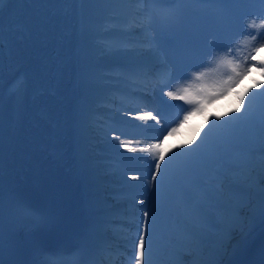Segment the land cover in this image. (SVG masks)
<instances>
[{
  "label": "bare ground",
  "instance_id": "bare-ground-1",
  "mask_svg": "<svg viewBox=\"0 0 264 264\" xmlns=\"http://www.w3.org/2000/svg\"><path fill=\"white\" fill-rule=\"evenodd\" d=\"M86 2L0 0V189L5 192L8 216L29 219L28 215L17 214L20 207L42 210L41 219L30 218L35 224L32 235L37 237L47 231L48 223L52 228L73 232L74 225H81L78 212L83 199L92 203L90 213L93 219L98 208L107 207L111 215L103 233L110 240L108 249L111 252L122 249L130 264H135L132 259L134 234L128 230H136V216L142 215L144 210L138 204L147 197L148 183L143 175L149 171L148 164L155 159L152 152H140L139 149L148 148L159 139L162 147L167 149L162 163L174 166L182 159V153L201 143L206 132L214 135L215 118L228 121L241 115L233 111L237 106V93L244 92L246 101L253 107L260 103V98L253 93L264 89H255L252 85L264 81V72L257 63L235 92L209 103L204 112L192 115L187 122H182L183 115L191 112L195 104L179 101L182 112L171 117L173 103L178 100L161 97L158 90L155 93L150 91L151 86L144 82L136 81L127 88L137 92V97L145 94L154 105L149 103L136 109L123 99H117L115 92L96 114L99 126H109L107 115L115 121L151 125L156 135L141 137L139 130L138 136H133L131 131L123 130V126L110 124L116 128L120 139L129 143V148L137 149L136 154H131L119 148L127 157H138L132 160L137 168L127 167L125 164L129 160L116 155L109 134V141L97 142L96 153L102 164L111 167L94 170L89 163V154L86 152V159L80 156L74 121L82 46L78 24L81 19H91L96 13L94 8L78 6ZM246 2L258 3V0ZM250 10L237 9L239 12ZM183 12L184 29H178L174 34L162 33L166 47L171 49L176 61L192 57L194 33L199 27L210 28L215 22L207 10ZM262 30L254 29L252 34ZM211 34V31H204L200 39L206 40ZM142 38L138 26L125 36L133 43ZM260 42L264 41L253 40L247 34L240 36L226 59L238 65V70L251 68L253 62L247 58ZM220 56L225 53L211 58L213 63L208 67L215 68ZM256 57L257 61L264 58V48H260ZM142 59L153 63L150 65L159 63L158 58L147 51ZM230 74V68L221 67L209 79L226 80ZM17 81H23L19 92L15 88ZM193 82L194 75L190 74L186 80L175 82L173 87L165 90L177 91ZM8 87L10 92L6 93ZM118 102L123 106L115 104ZM155 110H159L164 118L163 127L156 125L151 118L140 119V115L148 111L155 115ZM172 128L176 131L169 135ZM200 165L205 167L198 165L188 176L179 171V162L173 168L167 185L168 194L159 202L155 214L152 264H171L169 254L174 244L180 250L182 264H193L197 256L200 264H264V191H255L248 183L255 172L260 183L264 184V123L260 128L243 129L231 145L209 156ZM126 174L141 177L131 182L138 186L133 190L135 201L125 184ZM95 191L97 195H94ZM133 203L137 205L135 208ZM94 208L97 209L94 211ZM234 217L247 220L243 233L236 228ZM229 231L227 250L218 255L220 240Z\"/></svg>",
  "mask_w": 264,
  "mask_h": 264
},
{
  "label": "snow or ice",
  "instance_id": "snow-or-ice-1",
  "mask_svg": "<svg viewBox=\"0 0 264 264\" xmlns=\"http://www.w3.org/2000/svg\"><path fill=\"white\" fill-rule=\"evenodd\" d=\"M202 8L212 13L214 24L210 27H199L194 33L195 42L191 45L194 55L182 61H176L171 49L166 47L162 33L174 34L178 29H184L185 16L183 9L185 4L180 0H87L79 7H91L96 9L91 19H81L78 27L82 40L80 50L81 69L78 79L79 94L75 105V127L82 147L89 154V163L94 170H103L111 165H104L97 159V142L109 141V134L112 140L110 143L116 149V155L124 157L129 161L138 157H127L125 153L119 152V148L135 153L136 148H129V143L120 139L117 130L112 125L100 127L96 120V113L101 110L103 103L108 101L115 92H122L126 95H137L131 92L127 86L138 80L154 79L155 86L152 92L159 91L161 97H167L173 101H187L195 104L191 112L183 115L182 122L205 111L207 105L216 101L219 97L235 92L236 87L246 75L259 64L261 72H264V58L257 61L256 53L264 48V42L253 48L247 58L252 63L251 68L238 70V65L226 59V55L233 51L236 39L245 34L252 36L253 40L264 41V0L258 3H248L246 0H196ZM7 4H5L6 7ZM251 9L248 12H239L237 9ZM249 20L251 21L249 23ZM257 20L259 23H257ZM138 26L143 33V38L134 43L122 37L130 34L131 30ZM204 31H211L206 40L200 39ZM154 33V34H153ZM211 37V38H209ZM150 52L157 57L159 63L150 65L142 56L144 52ZM221 52L225 56L219 57V63L215 68L208 67L213 63L211 58L219 56ZM221 67L231 69V74L226 80L209 79L214 76ZM204 69L200 71L199 69ZM194 75V82L177 91L165 90L174 86L175 82L186 80L189 75ZM255 89H264V81L252 85ZM19 92L23 88V81H17L15 85ZM248 91L247 89L245 92ZM179 92V94H177ZM235 112L241 113L228 121L217 117L214 120V135L205 133L204 139L195 148H190L182 153L179 162V171L188 176L195 168L209 156L218 154L221 150L231 145L245 128L261 127L264 123V91L253 93L260 98V103L255 107L245 99V93H237ZM167 103V101H165ZM247 104V107H242ZM138 111V110H137ZM131 113H128L130 115ZM151 118L156 125L163 127V116L159 110L148 111L140 115V119ZM123 119V117H121ZM176 131L172 128L168 133ZM166 139V137H165ZM191 144V141L188 142ZM140 152H152L155 159L148 164L149 171L143 175L147 180V197L138 201L139 206L144 210L142 215L136 216V235L133 239L132 259L135 264H152L151 247L156 234L155 214L159 202L168 194L167 185L174 166L169 167L165 161L167 149L162 147V142L157 139L156 143L148 148H140ZM141 179L140 176L125 175V184L133 201L136 200L134 189L138 186L132 181ZM249 186L255 191H264V184L260 183L259 176L253 172ZM5 192L0 189V213L5 211ZM137 205L133 203L132 207ZM31 215L30 210H25ZM111 215L110 209L102 207L98 209L94 217L92 233L102 234L107 230V219ZM234 224L242 233L247 227V220L234 217ZM230 240V231L222 236L217 249V254H223L227 250ZM111 245L104 242L97 248L85 264H105L101 258L104 250ZM83 249L73 255H78ZM63 249L44 251L41 259L36 264H64ZM180 250L176 244L171 247L169 259L171 264H182ZM7 264V261H6ZM73 264L75 261L73 260ZM193 264H200L199 256ZM218 264V262H214Z\"/></svg>",
  "mask_w": 264,
  "mask_h": 264
}]
</instances>
